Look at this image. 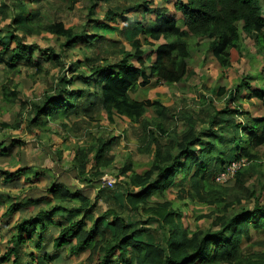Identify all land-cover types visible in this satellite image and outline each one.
Wrapping results in <instances>:
<instances>
[{
    "label": "trees",
    "instance_id": "1",
    "mask_svg": "<svg viewBox=\"0 0 264 264\" xmlns=\"http://www.w3.org/2000/svg\"><path fill=\"white\" fill-rule=\"evenodd\" d=\"M8 1L11 9L16 11L11 18L15 29L10 31L7 39H2L0 33V63L4 62L8 67L21 62L33 63L36 70L41 71V59L30 55L32 50H37L45 60L51 58L60 68L54 88L57 97L46 94L42 102L32 103L28 125L37 126L39 122L47 121L51 107L54 116L69 113L77 116L82 112L88 120L93 119V112L101 110L109 122L115 116L125 117L132 123L142 121L141 140L148 139L146 149L152 147V154L150 166L142 173L125 164L117 174H110L114 178H110L111 186H102L106 174L99 169L109 167L113 161L107 153L116 136H111L108 131L109 138H98L93 145L72 148L71 167L75 179L87 186L95 183L92 185L97 190L95 196L90 199L86 194L71 191L62 183H49L46 193L48 195L49 192L56 206L40 208L34 215L24 217L15 224L14 234L0 260L7 264H22L25 255H28L30 261L41 263L48 257L49 239L54 252L66 250L67 257L90 250V261L94 264H264V252L247 255L239 248L242 238L245 236L248 239L250 226L256 230L264 229V188L256 190L248 185L246 178L250 173L264 178V159L258 151L264 146V114L252 116L242 110L245 120L238 123V110L227 107L242 89L246 91L248 100L255 98L264 107V90L252 87L249 79L253 78L244 75L233 90L220 86L213 93L214 100L210 99L207 103L202 100L198 113L191 112L193 109L175 112L159 100H135L129 95L131 90L146 87L151 81L155 86H172L186 80L194 72L191 66L193 57L205 50L222 72L228 70L244 58L243 36L251 40L255 53L262 61L259 72L264 73V8L261 0H163L162 3L170 4V8L167 4L156 6L153 0H135L134 9H142L143 14L153 18L145 21L149 24H139L143 41L139 37L127 41L130 50L123 49L119 54H113L116 55L113 60L99 55L98 50L109 37L101 28L106 22L122 17L133 9L132 6L108 8L99 20L94 17L101 0H89L86 8L88 24L83 29L66 27L58 21L45 25L43 29L47 33L64 39L57 55L52 48L26 45L22 39L28 32H23L22 36L14 34L16 30L23 31L26 25H35L38 13L37 10L29 12L24 18L26 24L16 26L23 18V7L28 8L29 4L26 0ZM176 15H179L177 19ZM92 24H96L98 29L92 30ZM87 26L92 32L87 30ZM190 40L195 41L196 52H192ZM143 43L151 47L155 46L153 43H158L152 62L148 61L142 49ZM77 47L90 55L64 68L66 58L63 60V52ZM199 57L206 58L207 55L203 53ZM206 64L203 62L204 66ZM80 68L87 69L86 73L77 72ZM67 70L75 75L67 77ZM89 82H93V87L85 86ZM17 94L8 86L2 88L6 103L15 102ZM215 98L223 100L225 106L212 113ZM210 109V113L202 115ZM225 114L229 115L227 119L230 123L226 126L232 137L228 142L234 148L224 159L218 157L212 135L208 136L206 143L203 136L208 131L218 132L220 127L215 128V121ZM146 118L151 121L143 122ZM200 118H208L207 129H197ZM176 121L183 122L184 131L177 132L175 126L170 125ZM202 143L206 144L203 150L198 148ZM5 144L9 146L6 148ZM15 145L20 148L25 143L20 140L0 141V151L9 155ZM240 158H246L249 163L236 173L230 183L217 184L215 176L232 160ZM213 160L219 163V167L208 172ZM192 168V187L200 190L203 196L198 200L216 210H211L208 215L213 220L207 228L189 233L182 228L181 214L171 209L170 202H160L159 194L165 191L177 173H188ZM0 175L3 184L16 179L21 181L23 177L24 187L31 190V183L46 174L37 167L23 165L13 171L0 169ZM119 177L122 180H118ZM184 181L185 176L176 183L185 184ZM100 200L110 202L112 207L109 205L104 213L96 216L94 208ZM40 201L41 198H28L9 204L4 215L9 219L15 212H23L24 207L37 206ZM219 204H223L221 208H217ZM132 211L139 214V220L128 221V214ZM63 214L68 215V224L60 221L64 218ZM202 216L200 218H204ZM89 219H92L91 225L87 223ZM151 223H155L160 230L155 237H159L156 243L145 239L143 225ZM26 248L30 251L26 252Z\"/></svg>",
    "mask_w": 264,
    "mask_h": 264
},
{
    "label": "rangeland",
    "instance_id": "2",
    "mask_svg": "<svg viewBox=\"0 0 264 264\" xmlns=\"http://www.w3.org/2000/svg\"><path fill=\"white\" fill-rule=\"evenodd\" d=\"M4 1V2H3ZM144 0H138L143 2ZM28 8L23 7V18H20L19 23L16 26H24L26 24L25 17L37 10V23L32 26H24V30H16L14 34L22 36L24 33H29L23 37V42L26 45H36L40 49L52 48L57 55L60 54V44L64 42L62 38H56V36L47 33L43 27L53 22H63L66 27H72L76 30H81L85 27L87 22V7L89 6V0H26ZM156 6H166L167 3H162L163 0L152 1ZM4 6L2 7V4ZM135 0H101L96 7V15L94 18L102 20L104 13L108 8L114 9L115 6H123L124 8L132 6L133 9L127 11L119 17L116 21H108L101 28V31L107 32L106 44L102 45V48L98 50L101 57H109L112 60L116 58L113 54H119L122 50L129 51L130 46L127 41L139 37L142 40V27L139 24H146V20H151L152 15L143 14L142 9H134ZM172 4V3H171ZM262 7L264 8V0H261ZM170 4L167 7L170 8ZM0 33L2 39H7L10 31L13 30L11 24V18L15 12L11 9L8 0H0ZM179 15H176V19ZM22 19V20H21ZM103 22V21H102ZM151 24V23H150ZM22 28V27H21ZM15 29V28H14ZM23 29V28H22ZM96 24H92V30H97ZM87 30L91 31V28L87 26ZM87 31V33H88ZM154 47L143 43L142 49L147 54V59L152 62L155 59ZM192 52H196L195 41L190 40ZM242 50L245 51L244 58L238 64H234L228 70L222 72V69L217 65L215 60L208 52H198L193 58L192 72L189 77L175 85L167 86L159 84L155 86L151 81L146 87L139 88L137 90H131L129 95L132 99L143 100L149 98L151 100H159L165 107L174 110L175 112H182L184 110L198 113L201 107L200 102L204 100L205 103L208 100L213 99V93L220 86H224L230 90H233L244 75H249L253 79H249L250 85L254 88L264 90V73L259 72L262 67V61L255 53V49L251 40L248 37H242ZM203 53L207 55L206 58H200ZM66 58L64 61L65 67L68 68L70 63H75L77 60H81L83 56H89L86 51H81L80 47L74 50L63 52ZM32 58L41 59L42 70L37 71L33 63L21 62L14 65V67H8L6 64L0 63V141L2 143H8L15 140H20L25 143L23 147H16L11 149L9 155L0 151V169L13 171L20 166H34L38 170H43L46 175H40L35 179L32 184V189L27 190L24 187L22 180L16 179L11 183L3 184L2 176L0 175V258L5 253L6 244L11 236L14 234V226L22 218L34 215L40 208L56 206V202L46 190L48 184L54 181L55 183H62L71 191H78L82 194H86L88 198H93L96 193V188H93L92 183L86 185L75 179V172L72 169V158L75 147L90 146L95 144L98 138H109L108 131L111 136H116V141L110 147L107 153L108 158H113L109 167H101L99 171L103 172L104 178H112L110 174H117L119 168L125 164L132 167L135 172L142 173L150 166L152 147L146 149L148 139L142 141V121L140 123H132L125 117L115 116L112 122L106 118V114L103 111L98 110L92 113V120H88L83 113H79L77 116L73 113L69 115H57L52 114L50 108L47 121L43 120L39 122L37 126H29L28 116L31 104L34 102H42L44 95L57 97L54 93V88L57 82V74L60 71L58 66H55V62L50 58L45 60L44 55L37 50H32ZM203 62H207L204 66ZM147 63L145 64V66ZM147 69V67H145ZM87 69L80 68L77 72L86 73ZM252 74V75H251ZM75 73L66 71L67 77L74 76ZM10 90L18 92L17 99L13 103H6L3 101L2 88L7 87ZM73 86V85H72ZM79 86V85H77ZM85 86L93 87V82L87 83ZM67 88V85H66ZM81 89L82 87H76ZM247 93L244 89L238 92L233 103H230L227 107L230 109H236V122L244 121V115L242 110L251 112L252 116H259L264 114V107L258 105L255 101H248ZM214 109L204 111L202 113H212L214 110L222 109L225 106V102L217 101L215 98ZM239 107V108H238ZM241 109V110H240ZM74 115V116H73ZM201 115V117H202ZM200 116V115H199ZM229 115H221L218 120L215 121V128H219V131L213 133L208 131L203 140L206 141L212 135L215 148L218 152V157L226 158V154L233 151V146L229 144V140L232 138L230 130L227 129ZM177 117V115H176ZM150 119L146 118L143 122H147ZM207 119H199L197 129L203 127L207 129ZM144 124V123H143ZM232 124V123H231ZM229 124V125H231ZM7 125V126H6ZM171 126H175L177 132L184 131L185 127L183 122L176 121L170 123ZM208 138V139H207ZM240 144V143H239ZM9 144H5L7 148ZM201 150L206 148V144L202 143L198 145ZM195 149V146L192 147ZM58 151V153L56 152ZM258 151L261 153L262 159H264V146L259 147ZM234 153V152H233ZM231 154V153H230ZM210 166V162L208 163ZM212 167L208 169V172H213L218 169L219 163L212 161ZM90 170V167H89ZM193 168L188 173L184 171L183 174L178 173L173 177L172 182L166 187L165 191L161 194L160 202H170L171 209L181 214L180 223L183 229H187L189 233H192L199 229H205L210 225L213 218L208 217L211 214V210H216L214 207L206 206L204 203L198 200L203 197L201 191L192 187L190 178L193 175ZM92 171V170H91ZM185 176V184H178L180 178ZM248 179V185L254 186L256 190L264 188V178L260 177L256 173H250L246 176ZM118 180H122L119 177ZM232 181V180H231ZM227 182L226 184L230 183ZM22 182V183H21ZM217 184L224 185L223 182H216ZM23 184V185H22ZM29 185V184H26ZM155 196V195H154ZM28 198H41L37 206L24 207L23 212H15L9 219L4 215L9 204L20 202L21 200ZM110 202L100 200L96 203L95 215L104 213V210L108 208ZM223 204H219L217 208H221ZM112 207V204L110 205ZM72 211V208H71ZM203 215V216H202ZM60 215L57 216L56 220ZM64 218V224L67 223V214L62 215ZM200 216L204 218H200ZM75 218V217H74ZM128 221L139 220V214L136 212H129ZM146 220V218H142ZM92 219L87 221L88 225H91ZM145 239L148 242L156 243L159 237L156 234L160 232L155 223H151L148 226L143 225ZM248 239L242 238L239 248L247 255H252L253 252H264V229L256 230L253 227H249ZM26 252L30 249L26 248ZM37 253V251H36ZM12 260V259H11ZM0 264L3 263L0 260ZM22 264H94L90 261V250L79 251L75 256L67 257L66 250L58 251L55 253L52 249L51 243L48 239V257L43 262L30 261L28 255L22 260Z\"/></svg>",
    "mask_w": 264,
    "mask_h": 264
},
{
    "label": "built area",
    "instance_id": "3",
    "mask_svg": "<svg viewBox=\"0 0 264 264\" xmlns=\"http://www.w3.org/2000/svg\"><path fill=\"white\" fill-rule=\"evenodd\" d=\"M249 162L246 158H240L236 160H232L230 163H228L224 170L220 173H218L215 176L216 182H223V184H226L227 182L234 179L236 173L243 167H245ZM102 186H111L112 180L110 178H103L102 179Z\"/></svg>",
    "mask_w": 264,
    "mask_h": 264
},
{
    "label": "crops",
    "instance_id": "4",
    "mask_svg": "<svg viewBox=\"0 0 264 264\" xmlns=\"http://www.w3.org/2000/svg\"><path fill=\"white\" fill-rule=\"evenodd\" d=\"M248 101H255V102L258 103V105H262V103H261L259 100L255 99V98L249 99ZM263 109H264V108H263ZM246 111H247V110H246ZM248 112H249V111H248ZM249 113H251V112H249Z\"/></svg>",
    "mask_w": 264,
    "mask_h": 264
}]
</instances>
